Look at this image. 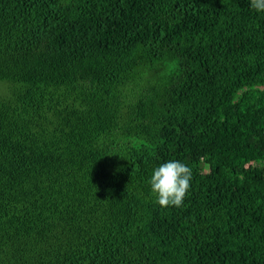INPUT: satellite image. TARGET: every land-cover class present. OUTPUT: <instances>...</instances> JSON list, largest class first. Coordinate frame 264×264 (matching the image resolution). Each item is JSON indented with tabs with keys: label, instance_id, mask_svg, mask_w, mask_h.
<instances>
[{
	"label": "trees",
	"instance_id": "16d2710c",
	"mask_svg": "<svg viewBox=\"0 0 264 264\" xmlns=\"http://www.w3.org/2000/svg\"><path fill=\"white\" fill-rule=\"evenodd\" d=\"M0 264H264V12L0 0Z\"/></svg>",
	"mask_w": 264,
	"mask_h": 264
},
{
	"label": "clouds",
	"instance_id": "9594fccd",
	"mask_svg": "<svg viewBox=\"0 0 264 264\" xmlns=\"http://www.w3.org/2000/svg\"><path fill=\"white\" fill-rule=\"evenodd\" d=\"M251 7L264 12V0H251ZM192 169L178 160H170L153 170L150 178L151 190L157 195L161 207H181L190 191Z\"/></svg>",
	"mask_w": 264,
	"mask_h": 264
}]
</instances>
